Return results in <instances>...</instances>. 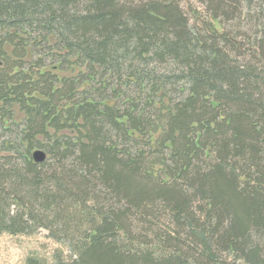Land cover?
<instances>
[{
    "label": "trees",
    "instance_id": "trees-1",
    "mask_svg": "<svg viewBox=\"0 0 264 264\" xmlns=\"http://www.w3.org/2000/svg\"><path fill=\"white\" fill-rule=\"evenodd\" d=\"M41 230L51 264H264V0H0V237Z\"/></svg>",
    "mask_w": 264,
    "mask_h": 264
},
{
    "label": "rangeland",
    "instance_id": "rangeland-1",
    "mask_svg": "<svg viewBox=\"0 0 264 264\" xmlns=\"http://www.w3.org/2000/svg\"><path fill=\"white\" fill-rule=\"evenodd\" d=\"M64 248L51 239L46 230L32 236L4 235L0 237V264H27L28 259L51 264L56 253L66 257Z\"/></svg>",
    "mask_w": 264,
    "mask_h": 264
},
{
    "label": "water",
    "instance_id": "water-1",
    "mask_svg": "<svg viewBox=\"0 0 264 264\" xmlns=\"http://www.w3.org/2000/svg\"><path fill=\"white\" fill-rule=\"evenodd\" d=\"M33 157H34L35 162L37 163L44 162L46 159V155L41 151L35 152Z\"/></svg>",
    "mask_w": 264,
    "mask_h": 264
}]
</instances>
